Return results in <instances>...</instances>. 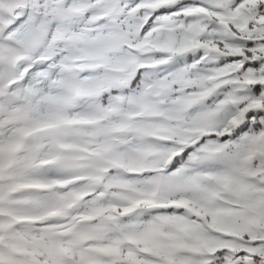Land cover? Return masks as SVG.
<instances>
[{"label": "snow or ice", "instance_id": "1", "mask_svg": "<svg viewBox=\"0 0 264 264\" xmlns=\"http://www.w3.org/2000/svg\"><path fill=\"white\" fill-rule=\"evenodd\" d=\"M73 95L118 113L89 153L112 196L66 240L0 206V264H264V0H0V125L57 139Z\"/></svg>", "mask_w": 264, "mask_h": 264}, {"label": "trees", "instance_id": "2", "mask_svg": "<svg viewBox=\"0 0 264 264\" xmlns=\"http://www.w3.org/2000/svg\"><path fill=\"white\" fill-rule=\"evenodd\" d=\"M72 97L71 100H65L68 114H79L89 119L62 126L57 139H53L51 132L31 131L32 126L22 123L0 125V137L11 141V145H0V186H4L6 191L7 185H20L26 182L25 178H31V181L41 182L43 185L36 191L17 188L9 194L12 197L11 202L0 201V206L5 209L43 207L48 211H63V215L52 218L56 223L47 226L13 225V229L17 231L28 230L30 234L69 239V230L87 231L92 226L93 221L80 219L91 208L92 201L108 200L112 196L113 188L105 187L107 181L96 179L97 168H107L109 165L89 153L96 139L103 138L102 134L109 120L118 118V113L102 112L100 109L107 105L100 97ZM25 128L31 134L21 131ZM18 134H22V137L14 141V136Z\"/></svg>", "mask_w": 264, "mask_h": 264}, {"label": "rangeland", "instance_id": "3", "mask_svg": "<svg viewBox=\"0 0 264 264\" xmlns=\"http://www.w3.org/2000/svg\"><path fill=\"white\" fill-rule=\"evenodd\" d=\"M72 98H73V97H72ZM72 98H71V99H72ZM21 137H22V134H18V135H16V136H14V141L17 140L18 138H21Z\"/></svg>", "mask_w": 264, "mask_h": 264}]
</instances>
